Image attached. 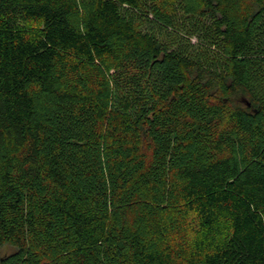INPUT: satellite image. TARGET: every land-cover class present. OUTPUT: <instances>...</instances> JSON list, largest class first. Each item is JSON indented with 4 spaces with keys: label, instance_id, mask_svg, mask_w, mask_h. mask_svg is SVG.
Returning a JSON list of instances; mask_svg holds the SVG:
<instances>
[{
    "label": "trees",
    "instance_id": "1",
    "mask_svg": "<svg viewBox=\"0 0 264 264\" xmlns=\"http://www.w3.org/2000/svg\"><path fill=\"white\" fill-rule=\"evenodd\" d=\"M4 246L264 264V0H0Z\"/></svg>",
    "mask_w": 264,
    "mask_h": 264
},
{
    "label": "rangeland",
    "instance_id": "2",
    "mask_svg": "<svg viewBox=\"0 0 264 264\" xmlns=\"http://www.w3.org/2000/svg\"><path fill=\"white\" fill-rule=\"evenodd\" d=\"M234 102H235V104H239L241 106L245 104V100L242 98H238L237 100L235 99ZM13 251H14V249L12 247L4 246L0 250V255H2V256L9 255Z\"/></svg>",
    "mask_w": 264,
    "mask_h": 264
},
{
    "label": "water",
    "instance_id": "3",
    "mask_svg": "<svg viewBox=\"0 0 264 264\" xmlns=\"http://www.w3.org/2000/svg\"><path fill=\"white\" fill-rule=\"evenodd\" d=\"M246 105L249 106V103L246 102Z\"/></svg>",
    "mask_w": 264,
    "mask_h": 264
}]
</instances>
